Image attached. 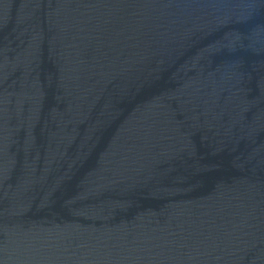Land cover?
Instances as JSON below:
<instances>
[{
  "label": "water",
  "instance_id": "1",
  "mask_svg": "<svg viewBox=\"0 0 264 264\" xmlns=\"http://www.w3.org/2000/svg\"><path fill=\"white\" fill-rule=\"evenodd\" d=\"M0 264H264V0H0Z\"/></svg>",
  "mask_w": 264,
  "mask_h": 264
}]
</instances>
